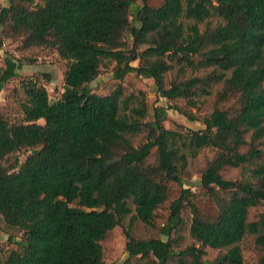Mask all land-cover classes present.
Listing matches in <instances>:
<instances>
[{
  "label": "trees",
  "instance_id": "16d2710c",
  "mask_svg": "<svg viewBox=\"0 0 264 264\" xmlns=\"http://www.w3.org/2000/svg\"><path fill=\"white\" fill-rule=\"evenodd\" d=\"M214 17L221 22L213 26ZM0 25L25 48H53L68 63L64 91L53 104L46 87L29 79L22 84L24 117L11 121L0 109V227L20 234H10L15 247L0 255V264H105L102 242L133 212L130 203L131 224H153L172 186L183 184L189 156L204 148L216 151L201 186L217 212L203 213L196 194L184 188L169 204L161 228L166 239L127 232V251L153 255L157 264H207L202 257L212 248L225 250L214 264H244L240 242L254 235L264 264V212L250 219L251 209L264 205V0H164L158 6L149 0H9L0 7ZM105 60L116 62V79L152 78L161 97L191 107L214 85L223 87L204 128L171 129L169 109L196 118L178 104L151 112L146 95H127L123 84L106 95L94 92L91 82ZM20 67L6 59L0 91ZM175 67L213 69L168 82ZM23 149L32 151L23 163L3 165ZM229 167L248 176L229 179L223 173ZM187 206L198 246L176 249Z\"/></svg>",
  "mask_w": 264,
  "mask_h": 264
},
{
  "label": "rangeland",
  "instance_id": "374dc122",
  "mask_svg": "<svg viewBox=\"0 0 264 264\" xmlns=\"http://www.w3.org/2000/svg\"><path fill=\"white\" fill-rule=\"evenodd\" d=\"M164 0H149V4L153 6L160 5ZM9 0H0V7L7 5ZM221 22V19L214 17L210 19V23L214 26ZM205 24L201 25L204 28ZM127 40L130 45L133 43V39L127 36ZM144 47H141L142 50ZM13 58L17 64H20V68L17 69V76L11 78L5 85L2 91H0V109L2 113L8 117L11 121H16L24 117V113L21 107V103L25 99V93L22 88L23 82L33 79L40 85L46 87L51 98L56 99L61 96L64 91V76L67 70V61L62 59L55 49L36 46L25 48L23 46L22 38H10L4 35L3 28L0 25V71L6 67V59ZM138 61L134 62L137 65ZM116 62L111 60H105L101 67L100 75L91 82V87L94 92L106 95L111 93L119 84H123L124 91L129 94H145L149 104L151 112L155 106H172L178 104L181 108L187 112L190 116L196 118L191 120L189 116L176 109L168 110V119L165 122L166 127L171 129H201L204 128L203 118L209 115L216 103L217 93L222 89L223 83L216 84L211 89V94L201 95L197 99V105L191 107L183 99H179L174 102H170L168 99L161 97L156 89V84L152 78H144L137 76L135 73L127 75L123 80H118L114 76V68ZM213 68L201 69L193 71L190 68L179 71L178 67H175L172 71L167 73L166 78L168 82L173 80H183L184 78H190L194 76H203ZM234 102L230 100L226 103H221L220 107L227 108ZM43 122V121H41ZM135 144L139 145L144 136L134 137ZM156 149L153 150V154L150 158L151 162L155 161ZM32 151L30 149H23L2 161L3 165L10 167L19 160L23 163ZM216 151L212 148H204L197 152L196 156H189V163L185 179L183 184H174L172 186L171 195L169 200L162 206L153 224H145L140 220H136L131 224V218L135 215V206L130 203L133 212L126 216L122 224L114 228L107 235L102 242L104 247V260L105 264H157V260L153 255L142 257L141 255L131 257L127 251V242L129 240L127 232H130L136 239H166L161 233V228L167 221L169 215V204L172 200L179 198L184 188H190L196 195L193 197V201L199 206L203 213L214 214L217 212V208L214 203L205 195L201 186L202 172L207 166L208 162L214 158ZM225 177L229 179H242L247 177L248 173L243 168H226L223 171ZM264 212V205L254 207L250 212V219L256 220ZM184 218V229L175 235L177 239L174 247L176 249H185L192 244H197L190 235V226L192 223L193 213L189 206L185 207L182 212ZM10 234L19 236V233H14L6 229L4 223H1L0 227V246L2 252L0 255L4 256L15 247V244L9 240ZM244 256V264H260V258L262 252L257 248L255 244V236L247 235L241 242ZM225 253V250H218L212 248H206V254L202 257L203 261L207 264H214L217 257Z\"/></svg>",
  "mask_w": 264,
  "mask_h": 264
},
{
  "label": "water",
  "instance_id": "95a60500",
  "mask_svg": "<svg viewBox=\"0 0 264 264\" xmlns=\"http://www.w3.org/2000/svg\"><path fill=\"white\" fill-rule=\"evenodd\" d=\"M54 102H55V99L52 98V99H51V103L53 104Z\"/></svg>",
  "mask_w": 264,
  "mask_h": 264
}]
</instances>
